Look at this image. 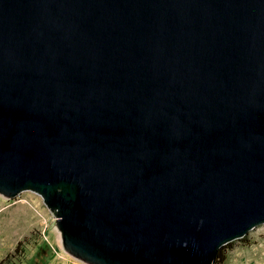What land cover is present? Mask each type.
Masks as SVG:
<instances>
[{
	"label": "water",
	"instance_id": "water-1",
	"mask_svg": "<svg viewBox=\"0 0 264 264\" xmlns=\"http://www.w3.org/2000/svg\"><path fill=\"white\" fill-rule=\"evenodd\" d=\"M23 191L85 264H213L264 224V0H0Z\"/></svg>",
	"mask_w": 264,
	"mask_h": 264
},
{
	"label": "rangeland",
	"instance_id": "rangeland-1",
	"mask_svg": "<svg viewBox=\"0 0 264 264\" xmlns=\"http://www.w3.org/2000/svg\"><path fill=\"white\" fill-rule=\"evenodd\" d=\"M20 245L18 246V243ZM213 264H264V224L229 242ZM0 264H85L65 252L56 216L42 196L0 194Z\"/></svg>",
	"mask_w": 264,
	"mask_h": 264
},
{
	"label": "trees",
	"instance_id": "trees-1",
	"mask_svg": "<svg viewBox=\"0 0 264 264\" xmlns=\"http://www.w3.org/2000/svg\"><path fill=\"white\" fill-rule=\"evenodd\" d=\"M20 243H21V242L18 243V246L20 245ZM227 244H228V243H227ZM227 244H225V245H223L222 247L219 248V250H218V252H217V255H216V258H215V261H214V262H216V261H218V260H224V256H223L221 253H222L224 247H225Z\"/></svg>",
	"mask_w": 264,
	"mask_h": 264
}]
</instances>
